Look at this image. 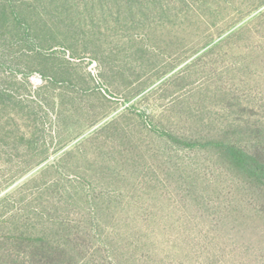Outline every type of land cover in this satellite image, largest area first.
<instances>
[{
    "label": "rangeland",
    "instance_id": "1",
    "mask_svg": "<svg viewBox=\"0 0 264 264\" xmlns=\"http://www.w3.org/2000/svg\"><path fill=\"white\" fill-rule=\"evenodd\" d=\"M264 0H0V264H264Z\"/></svg>",
    "mask_w": 264,
    "mask_h": 264
},
{
    "label": "trees",
    "instance_id": "2",
    "mask_svg": "<svg viewBox=\"0 0 264 264\" xmlns=\"http://www.w3.org/2000/svg\"><path fill=\"white\" fill-rule=\"evenodd\" d=\"M209 146L215 147L223 153L233 167L238 169L250 180L264 185V160L257 155L235 144L225 142H210Z\"/></svg>",
    "mask_w": 264,
    "mask_h": 264
}]
</instances>
